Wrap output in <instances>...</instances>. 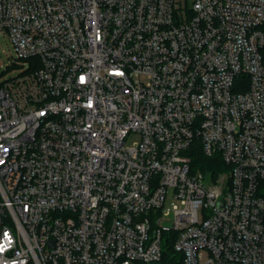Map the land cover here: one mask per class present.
<instances>
[{
	"label": "built area",
	"instance_id": "built-area-1",
	"mask_svg": "<svg viewBox=\"0 0 264 264\" xmlns=\"http://www.w3.org/2000/svg\"><path fill=\"white\" fill-rule=\"evenodd\" d=\"M263 24L264 0H0V264H148L167 232L182 264H264ZM195 139L229 169L192 171Z\"/></svg>",
	"mask_w": 264,
	"mask_h": 264
},
{
	"label": "trees",
	"instance_id": "trees-1",
	"mask_svg": "<svg viewBox=\"0 0 264 264\" xmlns=\"http://www.w3.org/2000/svg\"><path fill=\"white\" fill-rule=\"evenodd\" d=\"M261 55L264 62V44L261 48ZM185 154L189 157V166L192 171L199 170L204 175L211 176L212 178H215L220 172L227 171L229 169V166L223 163L218 155H206L203 152L198 139L193 140ZM260 187L262 189V194L264 195V180L261 182ZM174 235L175 233L169 232L164 234L160 259L156 262L148 264H182V254L175 251L173 247Z\"/></svg>",
	"mask_w": 264,
	"mask_h": 264
},
{
	"label": "rangeland",
	"instance_id": "rangeland-1",
	"mask_svg": "<svg viewBox=\"0 0 264 264\" xmlns=\"http://www.w3.org/2000/svg\"><path fill=\"white\" fill-rule=\"evenodd\" d=\"M191 1L192 0H187L188 3ZM13 55L14 52L7 36H5L3 33H0V82L18 73V67L10 63ZM130 140L131 137H129L127 141L130 142ZM171 201H172L171 197L168 196L165 199V204H164V208L169 209V212H171L172 210L171 205L172 203H174Z\"/></svg>",
	"mask_w": 264,
	"mask_h": 264
}]
</instances>
